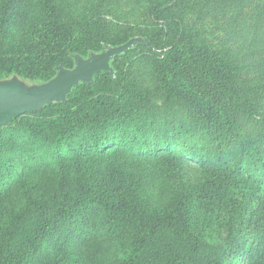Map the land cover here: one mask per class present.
Here are the masks:
<instances>
[{
	"label": "rangeland",
	"instance_id": "rangeland-1",
	"mask_svg": "<svg viewBox=\"0 0 264 264\" xmlns=\"http://www.w3.org/2000/svg\"><path fill=\"white\" fill-rule=\"evenodd\" d=\"M96 1L14 0L12 15L7 16L5 5L8 0H0V53L6 58H21L26 68L22 74L16 73L8 78L17 77L28 85L46 82L37 75L38 71L61 55L59 51L52 55H37L53 41L48 30L50 19L64 23L75 34L79 48L73 51L88 56L87 47L92 46L98 52L103 50L99 35L96 37L83 26L86 22L81 18L82 13L92 11L93 16L101 14L107 19L110 30L115 28L112 32L115 39L122 34H125L122 40L144 35L157 46L154 51L144 45L136 46L114 61L122 91L160 94L149 109L164 116L171 115L175 121L181 117L185 118L183 122L187 121L182 105L175 99H163L165 96H162L160 87V59L171 51L172 42L179 34L177 21H182L189 42L203 47L210 60L213 58L211 52L217 51L223 58L244 63L241 73L251 79L249 84L261 87L264 100V0H179L158 18L152 16L158 0L107 1L105 7L93 14ZM74 61L69 58V65H75ZM130 105L135 111L140 108L133 102ZM166 129L161 128L159 135L173 134ZM43 132L40 123L34 124L26 117L0 129V168L2 170L3 164L10 165L2 171L0 179V221L13 214L14 209L21 208L25 191L39 188V183L49 186L50 193L57 194L60 205L64 199L72 200L74 189L61 191L62 184L71 186L72 177H81V173L68 176V169L66 176L63 173L68 165L79 161L83 168V184L81 182L82 187H77L87 193L83 198L85 204L72 201L63 207L58 206L62 210L60 215L72 217L71 214L81 212V206L90 208L102 191L101 180H109L117 174L123 175L130 183L133 180L137 183L139 208L136 210L139 212L135 214L136 210L130 204L123 214V232L111 234L109 229L104 230L102 233L110 235V239L101 244L94 237H81L82 231L85 232L82 226L62 224L53 234L39 241L23 263L124 264L130 257L134 240L146 230L147 221L185 196L191 201L189 223L195 235L212 244L225 246L231 241L235 229H239L245 241L240 252L230 258V264H264V232L256 234V226L245 220V217L255 220L260 216L264 225V190L258 191V199L249 195L247 200L236 196L232 187L228 193L221 186L213 188L212 172L201 163L186 158L185 142L179 135L171 144L179 159H174L172 154L167 156L163 151L157 156L138 154L137 146L118 140L115 141L118 152H109L108 155L90 153L82 158L69 157L67 153L64 159L57 160ZM11 173H15V177ZM64 178L70 182H62ZM79 181L77 178L74 183ZM100 248L107 249L100 255L94 254Z\"/></svg>",
	"mask_w": 264,
	"mask_h": 264
},
{
	"label": "trees",
	"instance_id": "trees-1",
	"mask_svg": "<svg viewBox=\"0 0 264 264\" xmlns=\"http://www.w3.org/2000/svg\"><path fill=\"white\" fill-rule=\"evenodd\" d=\"M107 1L112 0H97L93 4V14L105 7ZM178 1L158 0L152 16L156 18ZM13 5L14 0L6 3L7 16L12 15ZM91 12L82 13L81 18L86 22L83 26L96 37L99 35L102 47L105 44L119 45L136 37L122 40L125 36L122 34L115 39L112 36L115 28L110 30L107 19L101 14L93 16ZM177 23L179 34L172 42L171 51L160 59V87L162 96H165L163 99H175L182 105L186 122H183L184 117L175 121L171 115L164 116L149 109V105L157 101L159 93L122 91L114 61L130 52V49L112 61L114 77L101 72L96 75L93 84L81 83L76 87L66 102L53 103L39 112L15 117L12 123L0 126V129L17 123L21 117L30 119L34 124L40 123L44 129L42 134L46 136L49 149L57 160L64 159L67 153L69 157L77 158L90 153L108 155L116 151L115 141L118 140L131 142L132 147L137 146L138 154L157 156L163 151L167 156L172 154L174 159H179L171 145L179 135L185 142L186 158L201 163L212 172L213 188L221 186L228 193L232 187L233 192H237L236 196L248 200V196L253 195L258 199V191L264 190V100L261 98V87L249 84L251 79L243 76L240 69H243L244 63L223 58L217 51L211 52L213 58L210 60L203 47L190 43L185 37L182 21ZM48 25L53 41L37 55H52L58 51L61 55L38 71L37 75L44 81L55 76L58 66L73 68L74 65L70 66L68 62L69 58H74L73 52L87 57L73 51L79 48L78 43L75 34L64 23L50 19ZM139 36L144 37L151 47L143 43L136 46L156 49L149 37ZM87 50L88 54L95 51L92 46ZM25 70L21 58H6L0 53V80L16 73L22 74ZM132 102L140 108L135 111L130 105ZM177 123L182 129L179 125L177 127ZM166 127L173 134L159 135L160 129ZM152 135L154 137L150 140ZM81 164L79 161L64 169V176L67 169L68 176L81 173V177H72L71 186L62 184L61 191L74 189L72 200L64 199L60 205L57 194L50 193L49 186L39 183V188L25 191L21 208L2 217L0 264H25L23 259L34 252L38 242L53 234L62 224L82 226L87 233L82 231L83 235L80 236L94 237L101 241L100 244L110 239V235L102 233L104 230L109 229L112 232L108 233L111 234L123 232V214L130 204L133 205L132 209L139 208L137 183L135 180L130 183L123 175L102 179V191L90 208L81 206V212L71 214L72 217L59 214L62 210L58 206L63 207L72 201L82 202L85 197L86 192L77 187L79 185L81 188L83 184ZM9 167L8 164L2 165L0 179L2 171ZM11 174L15 177V173ZM77 178L80 181L74 183ZM62 182L70 181L64 178ZM190 203L183 196L163 212L154 214L151 221H147L146 230L134 240L130 257L124 264H230V258L240 252L245 236L235 229L231 241L224 246L212 244L195 235L189 223ZM134 212L137 214L139 210ZM236 214L239 218L238 211ZM245 220L256 226V234L264 232L260 216L255 220L245 217ZM106 249H96L94 254L100 255Z\"/></svg>",
	"mask_w": 264,
	"mask_h": 264
},
{
	"label": "water",
	"instance_id": "water-1",
	"mask_svg": "<svg viewBox=\"0 0 264 264\" xmlns=\"http://www.w3.org/2000/svg\"><path fill=\"white\" fill-rule=\"evenodd\" d=\"M138 43L151 47L144 37L136 36L119 45L105 44L103 50L91 51L87 57L75 54L73 68L58 66L55 76L41 84L28 85L17 77L1 79L0 126L12 123L15 117L25 113L39 112L53 103L66 102L76 87L81 83L93 84L95 76L101 72L114 77L112 61Z\"/></svg>",
	"mask_w": 264,
	"mask_h": 264
}]
</instances>
